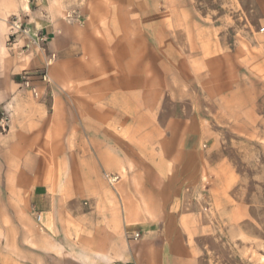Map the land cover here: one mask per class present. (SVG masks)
I'll list each match as a JSON object with an SVG mask.
<instances>
[{
	"label": "rangeland",
	"instance_id": "374dc122",
	"mask_svg": "<svg viewBox=\"0 0 264 264\" xmlns=\"http://www.w3.org/2000/svg\"><path fill=\"white\" fill-rule=\"evenodd\" d=\"M262 28L256 0H0V87L11 89L0 94V133L19 122L51 141L53 120L82 103L115 108L121 151L178 154L183 133H201L199 149L172 159L180 229L202 264H264V78L233 58L232 80L227 56L241 41L253 51ZM7 226L0 264H81L38 253Z\"/></svg>",
	"mask_w": 264,
	"mask_h": 264
},
{
	"label": "crops",
	"instance_id": "0c3cea01",
	"mask_svg": "<svg viewBox=\"0 0 264 264\" xmlns=\"http://www.w3.org/2000/svg\"><path fill=\"white\" fill-rule=\"evenodd\" d=\"M256 2L264 23V0ZM25 9L31 11L28 3ZM40 13L32 12L35 26L56 36L57 26ZM258 36L253 51L241 41L235 55L227 54L232 80L233 73L238 78L233 58L242 66L251 63L256 76L264 78V31ZM10 91L0 87L2 95ZM80 106L76 114L66 106L65 118L53 120L58 128L54 134L51 130V141L41 139L38 126L19 122L0 133V206L6 216L0 222L17 230V239L29 240L38 253L78 255L81 264H202L195 236L180 229L185 215L174 209L177 185L170 183L182 169L172 159L188 155L185 148L199 149L201 133H183L178 154L125 152L115 108ZM127 122L124 126L131 125ZM137 232L141 237L135 240Z\"/></svg>",
	"mask_w": 264,
	"mask_h": 264
},
{
	"label": "built area",
	"instance_id": "2783aa9c",
	"mask_svg": "<svg viewBox=\"0 0 264 264\" xmlns=\"http://www.w3.org/2000/svg\"><path fill=\"white\" fill-rule=\"evenodd\" d=\"M262 31H264V28H262ZM37 220H38V221L41 220V214H37Z\"/></svg>",
	"mask_w": 264,
	"mask_h": 264
}]
</instances>
